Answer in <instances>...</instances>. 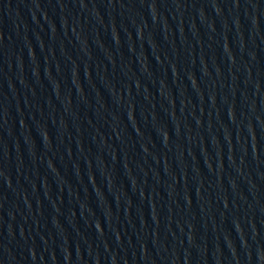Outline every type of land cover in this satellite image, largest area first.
<instances>
[{"label":"water","instance_id":"1","mask_svg":"<svg viewBox=\"0 0 264 264\" xmlns=\"http://www.w3.org/2000/svg\"><path fill=\"white\" fill-rule=\"evenodd\" d=\"M0 264H264V0H0Z\"/></svg>","mask_w":264,"mask_h":264}]
</instances>
